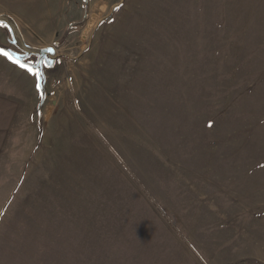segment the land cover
Segmentation results:
<instances>
[{"label": "rangeland", "instance_id": "374dc122", "mask_svg": "<svg viewBox=\"0 0 264 264\" xmlns=\"http://www.w3.org/2000/svg\"><path fill=\"white\" fill-rule=\"evenodd\" d=\"M0 13L59 54L41 104L37 75L0 54L15 99L0 98V245L10 226L23 264H261L264 0H0ZM0 49L22 54L1 23Z\"/></svg>", "mask_w": 264, "mask_h": 264}, {"label": "water", "instance_id": "95a60500", "mask_svg": "<svg viewBox=\"0 0 264 264\" xmlns=\"http://www.w3.org/2000/svg\"><path fill=\"white\" fill-rule=\"evenodd\" d=\"M0 23L4 24L10 35L13 44L15 47L22 52V54L17 56V60L23 64V59H26L30 56L36 57V73H38V83L37 89L40 94V104L43 102L46 96V73L45 67L51 66L53 62L59 58V54L52 50L50 47H36L29 45L25 42L22 31L16 19L7 14V13H0ZM40 104H39V112H40ZM41 113V112H40Z\"/></svg>", "mask_w": 264, "mask_h": 264}, {"label": "crops", "instance_id": "0c3cea01", "mask_svg": "<svg viewBox=\"0 0 264 264\" xmlns=\"http://www.w3.org/2000/svg\"><path fill=\"white\" fill-rule=\"evenodd\" d=\"M18 64L21 65V63H18ZM34 79H35V84H36V88H37L38 78L37 79L34 78ZM5 92L9 93L10 91L8 90V88H6ZM0 98L2 101L1 107H3L4 103L6 102L5 100H15L10 96H6V95H2V94H0ZM15 114L16 113L13 112L12 118L8 117L12 123L15 119V118H13V116ZM1 119H2V117H1ZM11 216H12L11 213H3L1 215V218H0V235L2 232L6 231V229L1 228V226L5 225L4 222L9 221ZM7 225H8V223H7ZM8 229H9L8 234L5 236V244L0 245V264H23L24 261L29 263V257L30 256H29L28 252L25 251L22 253L20 251L19 243L21 242V240L17 236L10 235V232H12V230L10 229V226H8ZM28 243H29V238H28ZM253 252L256 254H260V256H261L260 257L261 259L259 258L260 262H261V264H264V251L258 252L257 249H254Z\"/></svg>", "mask_w": 264, "mask_h": 264}, {"label": "snow or ice", "instance_id": "6c2138e0", "mask_svg": "<svg viewBox=\"0 0 264 264\" xmlns=\"http://www.w3.org/2000/svg\"><path fill=\"white\" fill-rule=\"evenodd\" d=\"M0 54L6 56V57L9 58L10 60H13V62L20 63L17 59L13 58L9 52L4 51L3 49H0ZM21 67H27V70H28L29 72H32L34 75H38V73L33 72V69H32L31 67L27 66V65H23V64H21Z\"/></svg>", "mask_w": 264, "mask_h": 264}, {"label": "trees", "instance_id": "16d2710c", "mask_svg": "<svg viewBox=\"0 0 264 264\" xmlns=\"http://www.w3.org/2000/svg\"><path fill=\"white\" fill-rule=\"evenodd\" d=\"M84 2H85V3H87V2H88V0H84Z\"/></svg>", "mask_w": 264, "mask_h": 264}]
</instances>
